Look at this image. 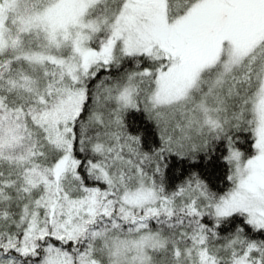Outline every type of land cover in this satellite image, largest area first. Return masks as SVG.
Returning <instances> with one entry per match:
<instances>
[{
	"label": "snow or ice",
	"instance_id": "snow-or-ice-1",
	"mask_svg": "<svg viewBox=\"0 0 264 264\" xmlns=\"http://www.w3.org/2000/svg\"><path fill=\"white\" fill-rule=\"evenodd\" d=\"M0 264H264V0H0Z\"/></svg>",
	"mask_w": 264,
	"mask_h": 264
}]
</instances>
